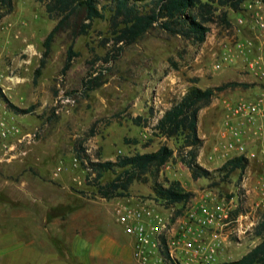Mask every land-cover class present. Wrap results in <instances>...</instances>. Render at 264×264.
Listing matches in <instances>:
<instances>
[{"label": "rangeland", "instance_id": "obj_1", "mask_svg": "<svg viewBox=\"0 0 264 264\" xmlns=\"http://www.w3.org/2000/svg\"><path fill=\"white\" fill-rule=\"evenodd\" d=\"M225 10L227 21L221 18ZM4 11L0 0V14ZM217 13L215 21L209 23L211 29L203 43L172 35L156 26L109 63L104 61L107 53L113 51V41L106 42L111 37L110 22L97 18L88 34L73 37L70 28L58 32L46 64L37 75L44 58V41L58 20L49 16L41 1L13 0V10L0 18V223L7 224L3 228L14 227L13 214L26 215L27 209L34 207L37 228L41 227L42 231L47 228L49 232L43 233L52 235H42L38 244L64 248L72 236V223H64L63 219L54 224L44 222L46 214H68L82 207L90 213L105 211L113 215L118 203L136 205L147 201L164 214L173 213L175 219L182 217V203L168 208L155 198V177L150 174L146 179L134 181L125 197H100L94 174L88 176L89 170L77 158L81 149H85L84 158L104 161L116 160L119 155L155 151L163 144L175 149V157L162 167L156 178L158 182L167 186L173 180L180 181L183 190L194 192L195 204L200 203L203 191L209 188L219 198L234 197L239 206L233 208L231 216L248 213V218L242 220L244 228L251 221L258 222L264 206L256 209L253 205L263 197L247 193L248 188L243 184L257 182L263 172L261 163L250 162L245 170L225 177L219 170L220 164L210 162L208 154L218 139L226 114L224 101L253 99L264 88V80L253 76L247 68L258 54H264V35L252 25L246 13H243L246 24L237 22L240 11L220 8ZM71 45L80 54L64 73ZM225 56L235 64L215 70L214 64ZM96 67H107L102 85L86 91L84 82L96 74L92 75ZM227 82L249 86L219 91L201 109L199 135L204 142L198 162L212 174L194 179L179 155L182 140L158 136L153 126L189 87L208 88ZM60 95H70L76 100L64 104ZM30 107L32 112H24ZM137 116L147 118L148 122L137 124L133 120ZM2 125L11 130L16 127L18 131L5 137L1 133ZM27 133L36 136L28 138ZM117 173L107 172L101 183L111 181ZM53 206H57L56 211L47 212ZM23 218L16 224L33 228V217L27 214ZM182 219L179 218L180 222ZM259 240L254 228L234 233L221 260L239 258ZM68 263L77 264L74 258Z\"/></svg>", "mask_w": 264, "mask_h": 264}, {"label": "trees", "instance_id": "obj_2", "mask_svg": "<svg viewBox=\"0 0 264 264\" xmlns=\"http://www.w3.org/2000/svg\"><path fill=\"white\" fill-rule=\"evenodd\" d=\"M38 1L43 2L49 16L58 21L44 41V58L41 59L37 75L46 64V57L51 51L54 37L60 31L70 28L72 36L78 37L88 34L95 19H108L111 37L107 38L106 42L113 41V51L107 53L104 63H109L117 59L126 46L136 43L156 26L172 35H180L196 43H203L211 29L209 23L215 21L220 8L243 13V4L247 0H149L148 2L108 0L105 3L101 0ZM262 1L264 3V0ZM2 2L5 11L0 14V18L13 10V0H2ZM221 18L227 21V10L222 12ZM79 54L74 51L73 45L68 48L63 67L64 73L71 67L74 57ZM106 68H95L92 75L96 74L84 82L86 91L102 85L103 72ZM240 85L249 86L240 82H227L208 88L193 85L164 111L153 126L158 136L182 140L179 155L194 179L208 178L212 174L211 170L198 162L199 151L204 142L199 135V113L213 101L217 92ZM32 110L33 107H30L24 112L29 113ZM133 120L137 124L148 122V119L142 116L134 117ZM84 151L85 149H81L77 153V158L81 160L85 170H89L88 176L94 174L97 194L102 198L127 196L131 184L136 180L146 179L148 174L155 177V198L167 205L185 203L194 196L193 191L183 190L178 180H173L167 186L156 180L162 167L175 157V149L167 144L161 145L155 151L119 155L116 160L93 161L88 156L84 158ZM248 164V160L244 157H236L227 161L219 170L225 177H229L237 170H245ZM110 171L116 172V177L105 184L101 183L100 180ZM254 233L260 239L255 246L237 259L221 261L217 264H264V211L254 226ZM166 255L168 256L167 253Z\"/></svg>", "mask_w": 264, "mask_h": 264}, {"label": "built area", "instance_id": "obj_3", "mask_svg": "<svg viewBox=\"0 0 264 264\" xmlns=\"http://www.w3.org/2000/svg\"><path fill=\"white\" fill-rule=\"evenodd\" d=\"M243 9L252 25L264 35L263 1L247 0ZM243 13L237 17L240 24L248 22ZM234 64L229 56H225L213 68L219 70ZM247 68L253 76L264 80V54H258ZM59 99L64 104L76 100L70 95H60ZM224 108L226 114L208 160L220 164V167L236 157H244L249 164L260 162L263 172L258 176L257 190L263 198L254 203L257 209L264 206V88L253 99H241L234 103L225 100ZM14 129L2 125L1 133L6 137L18 131L16 127ZM26 136L32 138L36 133H27ZM243 186L245 188V183ZM192 199L182 203L183 216L176 219L173 213L164 214L147 201L136 205L118 203L114 206L116 222L135 239L134 256L139 264H217L226 261L221 260V255L229 237L256 225V221H251L243 227L242 220L248 218V213H241L235 218L231 216L233 208L239 206L234 197L230 200L219 198L218 193L209 188L203 191L199 204H195ZM175 205L167 206L174 208ZM179 218H183L181 222ZM235 223L240 226L236 227Z\"/></svg>", "mask_w": 264, "mask_h": 264}, {"label": "crops", "instance_id": "obj_4", "mask_svg": "<svg viewBox=\"0 0 264 264\" xmlns=\"http://www.w3.org/2000/svg\"><path fill=\"white\" fill-rule=\"evenodd\" d=\"M256 183H245L247 192H253L255 196L258 194ZM56 208L57 206L50 207L47 212L56 211ZM25 213L33 217V228L27 226L25 229L16 224V221L25 219L23 217L26 215L20 213L12 215V229L3 228L7 225L4 221L0 223V264H69V260L73 258L77 264H139L134 256V237L125 232L110 212L90 213L79 207L68 211V214H46L44 222L59 223L63 219L64 223H72V236L68 240L69 245L64 248L39 245L42 235H52L43 233L47 228H43V231L41 227L37 228L34 207H30Z\"/></svg>", "mask_w": 264, "mask_h": 264}]
</instances>
